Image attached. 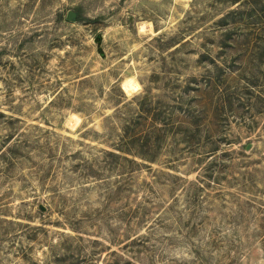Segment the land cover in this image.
I'll use <instances>...</instances> for the list:
<instances>
[{
    "label": "rangeland",
    "instance_id": "obj_1",
    "mask_svg": "<svg viewBox=\"0 0 264 264\" xmlns=\"http://www.w3.org/2000/svg\"><path fill=\"white\" fill-rule=\"evenodd\" d=\"M0 264H264V0H0Z\"/></svg>",
    "mask_w": 264,
    "mask_h": 264
}]
</instances>
